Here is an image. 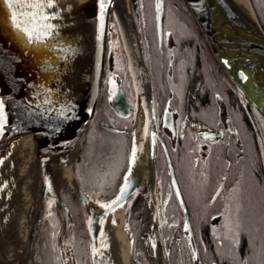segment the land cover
Returning <instances> with one entry per match:
<instances>
[{
    "label": "water",
    "instance_id": "water-1",
    "mask_svg": "<svg viewBox=\"0 0 264 264\" xmlns=\"http://www.w3.org/2000/svg\"><path fill=\"white\" fill-rule=\"evenodd\" d=\"M29 2L31 0H21V4ZM117 2L118 0H105L101 20L100 0H53V7L45 8L44 12L54 18L43 23L55 27L50 29L51 34L42 40L30 41L26 33L15 28L11 14L15 11L19 17L21 12L32 10L24 7L9 9L5 0H0V101H3L6 117L5 127L0 131V201L10 188L7 186V179L2 178L8 168L7 162L22 138L28 134L36 136V155L39 160L58 164L72 161L74 168L103 99L108 67L114 69V54H109L113 24L121 36L133 86L134 129L138 127L143 117V137L145 135L148 137L149 159L152 161L153 170L152 176L145 180L142 174L131 170V175L128 176L129 186L120 204H125L146 180L149 199L153 202L157 179L158 141H161L170 169L171 184L183 210L184 230L185 225H188V230L184 232L194 261L199 264L198 248L187 208L168 149L159 131L151 74L143 56L141 37L135 21V15L139 17L138 0H131L128 6L121 7L118 10L119 15L114 9ZM185 2L212 54L231 83L246 98L248 107L252 104L264 115V27L252 1L248 0L250 7L247 0H185ZM163 17V0H155L157 34L161 48ZM145 75L149 82L147 90L144 84ZM108 94L109 104L116 113L123 116L131 113V105L120 77L109 82ZM250 111L254 117L251 108ZM255 123L260 131L256 118ZM101 126L117 133L134 131L121 129L105 121ZM207 135L215 137L216 134L207 132L203 134ZM223 182L216 189L211 202L219 195ZM124 183L123 180L113 200L120 194ZM70 184L89 204L90 199L80 187L74 172ZM43 185L41 198L28 229L25 264L37 262V242L42 226L54 205L63 218L60 238L71 221V212L65 205L61 193L63 186L57 204L52 197L53 179L45 178ZM119 207L118 204L113 208H96L94 211L89 231L93 260L94 249L98 248L101 227L107 217ZM153 213L156 231L155 208ZM157 240L161 246L158 237ZM160 250V256L157 251L155 256L161 264H167L162 247ZM105 260L108 264H121L118 258Z\"/></svg>",
    "mask_w": 264,
    "mask_h": 264
},
{
    "label": "trees",
    "instance_id": "trees-1",
    "mask_svg": "<svg viewBox=\"0 0 264 264\" xmlns=\"http://www.w3.org/2000/svg\"><path fill=\"white\" fill-rule=\"evenodd\" d=\"M154 1L155 0L138 1L139 17H137L136 21L139 36L141 37L145 61L148 67L153 70L152 81L155 99H166L169 97V94L172 93L171 99L176 97L183 101L184 97L186 99L189 96L190 92L192 103L194 104L196 101L194 96H197L198 98L203 97L199 91L198 85L193 82L190 86L187 82H185V79L187 81L189 76L188 72L186 73V69L183 77L185 82V85L183 87L182 85L173 86L171 83L172 78L167 74V72L166 79L160 78L156 72V70L158 71V67L161 65L160 57L163 54L164 60H171L170 55H173L174 59L178 57L185 59L190 57L191 55L198 54L200 51L198 50L197 43L194 42V40L196 39H199L201 41V43L207 49L208 53H211V51L208 48L205 38L199 31L198 26L185 0H163L165 12L164 51L162 52L158 45ZM252 1L264 26V0ZM169 25H171L172 27ZM115 31H117L118 33L117 38L120 47L119 53H115V69L117 70L120 67V72L123 76L124 87L129 95L133 97V86L128 69L127 57L125 54L121 36L116 27ZM189 41H191L192 43ZM164 85L167 86L163 88ZM199 101L200 100H198L197 102ZM196 111H198V109H196ZM185 112L186 110L184 109L182 116ZM100 119L113 121L119 126L129 129H131L134 125L133 110L127 118L121 117V119H115L114 117L109 116V112H106V114H101ZM95 125L106 132L112 133L101 127L98 121L95 123ZM253 134L255 141H253L255 156L253 158L252 166L254 167V171L257 172L258 167H261L262 165V157H260V147L258 148V144L256 142L258 135L256 129H254ZM121 135H125L128 141L131 142L132 134L127 133ZM200 143L201 138L198 132L193 128H188L183 138L168 142V148L172 164L175 168L176 177L178 179L185 203L187 205L189 219L197 242L200 257L199 264H202V246L206 244L210 248L216 247L215 238H210V235L204 232V226L202 225L205 224L207 226H210L209 220L214 214L215 208L218 206L217 203L211 204L209 202V195L216 185L217 178H219L220 175H228L229 181L227 179V182L237 181L238 183H240V185H243L246 182L250 184L256 183L261 181L262 179L259 177V175H253V173H251V170H249V167L251 165L245 160L241 161V164H239V166L240 168H242V172H244V170L246 169L245 171L249 172L251 176L246 175L247 178H245L244 175H242L239 179H232V175L235 171V165L233 163L228 164L224 158L223 153L219 155L218 152L215 155V159L211 160L207 164H203L204 161L202 153L200 152ZM130 149L125 160L126 169L129 163ZM218 156L219 158H217ZM81 158L82 155L78 159V162L81 161ZM85 162L86 164L83 163V166L84 164L85 166L83 167L82 174L84 178L87 179L90 183H95L97 181V178L101 180V177L106 178L107 176H110L115 168V158L112 148L107 149L105 151V155H103L102 157H91L88 161L85 160ZM204 166H206L208 169H211L209 170L210 172L212 171V174H208L206 183L203 181L201 176V171ZM225 168H228L229 170L225 171ZM219 173L221 174L217 177ZM241 174L242 173H240L239 175ZM157 175L159 179L162 199L166 201L160 236L163 248L165 250L167 263L195 264L186 234L184 232L183 210L172 189L170 183L169 166L162 152L161 154H159L157 160ZM63 194L65 203L69 206L72 214L71 226L74 222V228L71 230L73 240L70 236V240L72 241L71 244L75 248V251L78 253L80 261H82L83 258L86 260V249L88 243L86 242L85 238L89 237L86 221L90 217V211L84 207L80 198L70 189L69 186L65 188ZM142 199V202H139V207L132 210L130 214L131 226L133 225V228L135 230H139L140 220L138 219V217H140L139 215L142 211L144 212L143 219L150 218L151 220L152 212L150 210L147 211L144 207L148 201L147 193L142 195ZM257 208L260 210V207ZM54 215H56V221L45 223L39 242V251H41L40 261L42 257L44 258L42 264H63L59 255V250H61V247L58 234L56 233V229H58L60 225V216L56 212ZM203 218L205 220V223L203 222ZM148 232H150V234H148ZM139 233L142 236H139ZM153 237L154 233L150 230L143 233L142 231H137L134 233V246L131 264H161L158 259L154 257V251L152 248ZM252 241L253 244H256L257 238H253ZM214 253L215 251L213 249H210L208 256L214 258Z\"/></svg>",
    "mask_w": 264,
    "mask_h": 264
},
{
    "label": "flooded vegetation",
    "instance_id": "flooded-vegetation-1",
    "mask_svg": "<svg viewBox=\"0 0 264 264\" xmlns=\"http://www.w3.org/2000/svg\"><path fill=\"white\" fill-rule=\"evenodd\" d=\"M194 42L197 43L200 51L198 54L191 55L185 59L180 57L174 59L173 55H170L171 60H164L162 54L160 57L161 65L156 72L162 79L167 78V72L172 78L171 83L173 86L182 85L183 87L185 82L191 86L194 82L198 85L203 97L194 96L196 99L194 104L192 103L190 92L186 99L184 97L183 101L176 97L171 99L172 93L166 99H156L159 131L163 142L168 147V142L183 138L188 128L198 127L203 164L215 159V155L219 152V155L223 153L228 164L233 163L235 165L232 179H239L242 175L245 178H247L246 175L251 176L249 172L245 171L246 169L244 172L241 171L242 168H240L239 164L243 160L251 165L249 170H251L253 175H259L262 179L261 181L252 184L246 182L240 185L237 181L227 182V179L229 181L228 175L216 174L217 177L220 176L217 178L216 185L209 195V202L211 204L217 203L218 206L209 220L210 226L202 225L204 226V232L209 234L210 238H215L216 247L210 248L206 244L202 246L203 255L201 260L202 264H264V118L252 104L248 107L246 98L231 84L215 57L207 52L201 41L196 39ZM160 50L164 51V40ZM185 69L189 76L187 81L185 79L184 82ZM150 71L153 76L151 68ZM117 75L115 70L111 71L108 68L102 106L105 107L106 112L109 111V116L121 119L109 108L108 104L107 107L105 106L109 99L108 84ZM166 86L164 85L163 88ZM124 90L128 98H130L125 87ZM198 100L200 101L197 102ZM250 108L254 117L251 115ZM184 109L186 112L182 116ZM101 114L98 115L97 119L99 125L105 120L100 119ZM255 117L262 132L261 136L257 135L256 140L258 148L260 147V157H262V165L258 167L257 172L254 171L252 166L255 156L253 134L254 129H256ZM206 132L215 133L216 135L215 137L203 136ZM161 152L164 154L163 145L159 141V154ZM84 166L81 161L76 168L79 182L82 185L83 181L87 180L82 174ZM209 170L211 169L204 166L201 171V176L205 183L208 174H212V171L210 172ZM228 170V168H225V171ZM240 173L242 174L239 175ZM222 181H224L223 187L218 197L211 202L213 194ZM142 200V195H139L135 204ZM128 205L130 206V201ZM144 207L147 211L150 210L152 212L151 220L150 218L143 219L144 212L142 211L139 215L140 217H138L140 220L139 230H135L133 225L131 226V222L128 223L131 235H134L137 231H142L143 233L148 230L156 233L154 231V213L148 203ZM257 207H260V210ZM158 220L159 218L157 217L155 224L158 223ZM203 222L205 223L204 218ZM70 228L61 239L59 238L61 247L59 255L63 264H91V257L89 259L88 256L86 261L79 262L78 253L70 240V236L73 240L71 230L74 228V222ZM139 236L142 235L139 233ZM253 238H257L256 244H253ZM85 240L88 242L89 237H86ZM153 245L156 246L155 237L152 239V248L154 249ZM210 249L215 251L214 258L208 256Z\"/></svg>",
    "mask_w": 264,
    "mask_h": 264
},
{
    "label": "bare ground",
    "instance_id": "bare-ground-1",
    "mask_svg": "<svg viewBox=\"0 0 264 264\" xmlns=\"http://www.w3.org/2000/svg\"><path fill=\"white\" fill-rule=\"evenodd\" d=\"M130 0H118L115 6L116 14L119 9L128 6ZM248 7H250L247 0ZM144 84L149 89V82L145 75ZM135 162L131 170L142 174L144 180L152 176V161L149 159L148 137L145 135L136 147ZM168 149V147H167ZM169 152V149H168ZM8 167V168H7ZM6 174L10 188L0 201V262L3 264H25L26 241L29 225L39 199L42 195L45 178L53 179L52 197L58 204L60 189L73 178L72 161L66 164L43 162L36 155V136L28 134L22 138L14 154L6 165ZM33 209L30 211V207ZM125 207L114 210L102 226L98 248L99 254L94 252L95 264H108L105 259L118 258L121 264H130L131 242L124 229ZM115 221V223H113ZM106 244L107 247H102ZM160 256V245L156 244Z\"/></svg>",
    "mask_w": 264,
    "mask_h": 264
},
{
    "label": "rangeland",
    "instance_id": "rangeland-1",
    "mask_svg": "<svg viewBox=\"0 0 264 264\" xmlns=\"http://www.w3.org/2000/svg\"><path fill=\"white\" fill-rule=\"evenodd\" d=\"M114 27L115 26L112 24L110 38L114 39V41L113 43H110V47L111 48L113 47V51L115 53H119L120 51L119 41H118L117 33L115 32ZM116 71L118 72L120 76H122L120 72V67ZM105 106L107 107V104H105ZM109 148H112V151L114 153V158H115V164L113 163L115 168H114V171H112V174L111 175L109 174L110 176H107L106 178L101 177L100 179H104L102 182H100L99 178H97L95 185L90 183L89 181H85V183L83 182V188L85 192L93 200L92 201L94 204L92 205L93 208L96 207L97 204L99 205L102 203H107L109 202V200L111 201V199L117 193V188H118L117 186L120 182L121 177L124 175L126 171V161L125 160L128 155V151L130 149V141H128L125 135L109 133V132L104 131L103 129H100L98 126H92L84 142V149H83L81 161L85 163V160L88 161L91 157L93 158H98L99 156L102 157L103 155H105V151ZM111 181L117 182L118 184L115 186L114 184L111 183ZM146 182L147 180L144 181V183ZM66 185L67 183L63 185V188ZM155 188L157 192L159 208L162 210L164 209L165 202L161 201L160 199V190H159L160 186H159V181L157 179H156ZM62 190H61V193H62ZM138 195L139 193L137 191L131 195L130 200H129L131 204H135ZM32 209H33V205H31L30 211ZM55 216L56 215L52 216L51 218L49 217L47 219V222H50V223L55 222L56 221ZM126 220H127V209H126V217H124V223H126ZM130 241H131V238H130ZM132 250L133 249H131V252L133 253ZM39 253H40V258H41V251H39ZM40 258L38 255L37 260H40ZM43 259L44 258L42 257L40 263L37 262V264H42ZM0 264H3V263L0 262Z\"/></svg>",
    "mask_w": 264,
    "mask_h": 264
},
{
    "label": "snow or ice",
    "instance_id": "snow-or-ice-1",
    "mask_svg": "<svg viewBox=\"0 0 264 264\" xmlns=\"http://www.w3.org/2000/svg\"><path fill=\"white\" fill-rule=\"evenodd\" d=\"M7 7L9 9H19L20 7H24L27 9H31L30 12H21L19 17L17 16V12L13 11L12 22L16 29L22 30L24 33L27 34L29 40H42L44 37L49 36L50 29L54 28V25L43 23V21L49 20L54 17H50L45 14V8H52L53 7V0H31L29 3L21 4V0H5ZM105 10V0H100V16L101 20L103 19V14ZM243 75V74H242ZM247 79V77H245ZM6 124V117L4 114V106L3 101H0V131H2ZM155 143V140H153ZM136 158V151L133 149L132 152V162H135ZM131 175V167L128 169V175L124 177V185L120 189V194L113 200L110 204H101L102 208H113L114 205L123 206L120 204V201L123 199L125 192L129 186L128 183V176ZM178 195V193H177ZM103 221H101L102 223ZM115 223V221H113ZM185 230H188V225H185ZM103 235V233H101ZM102 247H107L106 244H102ZM155 247V245H153ZM96 254L100 253L99 249H94Z\"/></svg>",
    "mask_w": 264,
    "mask_h": 264
}]
</instances>
